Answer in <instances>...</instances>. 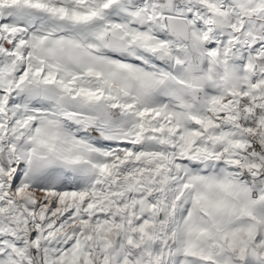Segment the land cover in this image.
Returning <instances> with one entry per match:
<instances>
[{"label":"snow or ice","instance_id":"snow-or-ice-1","mask_svg":"<svg viewBox=\"0 0 264 264\" xmlns=\"http://www.w3.org/2000/svg\"><path fill=\"white\" fill-rule=\"evenodd\" d=\"M0 264H264V0H0Z\"/></svg>","mask_w":264,"mask_h":264}]
</instances>
